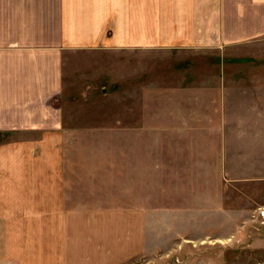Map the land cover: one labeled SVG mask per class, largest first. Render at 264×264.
Returning a JSON list of instances; mask_svg holds the SVG:
<instances>
[{
    "label": "rangeland",
    "instance_id": "374dc122",
    "mask_svg": "<svg viewBox=\"0 0 264 264\" xmlns=\"http://www.w3.org/2000/svg\"><path fill=\"white\" fill-rule=\"evenodd\" d=\"M65 72L69 203L145 217L120 264H264V36L76 52Z\"/></svg>",
    "mask_w": 264,
    "mask_h": 264
},
{
    "label": "crops",
    "instance_id": "0c3cea01",
    "mask_svg": "<svg viewBox=\"0 0 264 264\" xmlns=\"http://www.w3.org/2000/svg\"><path fill=\"white\" fill-rule=\"evenodd\" d=\"M264 36V0H0V264H120L141 213L66 195V60L106 49L236 47Z\"/></svg>",
    "mask_w": 264,
    "mask_h": 264
}]
</instances>
